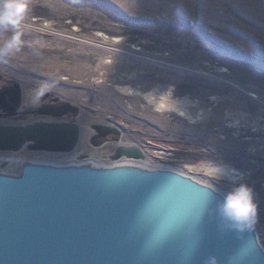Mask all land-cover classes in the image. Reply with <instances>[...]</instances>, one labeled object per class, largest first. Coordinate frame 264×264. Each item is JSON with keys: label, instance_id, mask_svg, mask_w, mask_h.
I'll return each mask as SVG.
<instances>
[{"label": "rangeland", "instance_id": "rangeland-1", "mask_svg": "<svg viewBox=\"0 0 264 264\" xmlns=\"http://www.w3.org/2000/svg\"><path fill=\"white\" fill-rule=\"evenodd\" d=\"M17 31L23 44L0 58V83L19 86L20 104L0 125L72 123L74 161L114 163L115 147L133 145L144 154L135 163L223 195L227 179L189 167L237 169L254 189L264 248V0H27ZM13 34L0 31V46ZM144 93L168 94L175 110L157 112ZM105 148L112 158L99 160Z\"/></svg>", "mask_w": 264, "mask_h": 264}, {"label": "water", "instance_id": "water-1", "mask_svg": "<svg viewBox=\"0 0 264 264\" xmlns=\"http://www.w3.org/2000/svg\"><path fill=\"white\" fill-rule=\"evenodd\" d=\"M19 104L18 85L0 94V110ZM78 139L72 123L0 125L2 151L27 144L68 152ZM114 152L116 160L144 158L133 145ZM223 196L170 168L24 161L18 172L0 171V264H206L210 256L217 264H264L256 225L237 233L213 211ZM204 201L199 220L187 215Z\"/></svg>", "mask_w": 264, "mask_h": 264}, {"label": "clouds", "instance_id": "clouds-1", "mask_svg": "<svg viewBox=\"0 0 264 264\" xmlns=\"http://www.w3.org/2000/svg\"><path fill=\"white\" fill-rule=\"evenodd\" d=\"M27 11V0H0V31L13 30L14 34L0 46V58L8 57L19 52L23 41L21 33L17 31ZM44 93V88L39 89L37 99ZM145 99L154 104L157 112L164 110H175L168 103L169 95L162 94L157 102L153 93L145 94ZM229 172L231 173L229 175ZM210 174L217 179H227L232 185L230 190L224 194L223 199L216 203L213 211L218 215L221 224L237 233L251 231L257 221L258 202L255 199L254 189L244 182V174L237 169H229L226 165L213 167ZM214 200L215 198L212 197ZM204 201L198 208H188L187 215L195 220L202 216ZM206 264H217L215 256L208 257ZM231 264V260L229 261Z\"/></svg>", "mask_w": 264, "mask_h": 264}, {"label": "bare ground", "instance_id": "bare-ground-1", "mask_svg": "<svg viewBox=\"0 0 264 264\" xmlns=\"http://www.w3.org/2000/svg\"><path fill=\"white\" fill-rule=\"evenodd\" d=\"M131 63L128 62V61H123L121 63V69L122 70H130V65ZM85 67V66H84ZM80 69V68H79ZM74 70V69H73ZM74 73L77 75H80V76H87V75H90V69H81L79 71H75L74 70ZM90 77V76H89ZM90 79V78H89ZM116 82V81H115ZM119 83V81H118ZM120 84V83H119ZM122 86V85H121ZM128 87V86H127ZM147 87V86H145ZM129 88V87H128ZM128 90V89H127ZM131 90V89H130ZM133 91V90H132ZM137 91V90H136ZM145 94V93H144ZM142 97V96H141ZM147 101V100H146ZM140 102V101H139ZM148 102V101H147ZM158 102V101H157ZM147 104V103H146ZM150 104V103H149ZM154 106V104H152ZM181 112H183L182 114H185L187 115V113L183 110H180ZM84 132L85 134H87V130L86 128L84 129ZM24 147H27V144H24ZM24 147L22 148V151H19V152H13V151H8V152H0V163L6 161L7 165L4 167V168H0V171L2 172H7V173H15V172H18L19 171V168L21 167L22 163L24 161H29V160H35V161H40L42 160V158H45V159H48V161H52V160H55V162L52 161V163H58V164H61V163H68V162H77V161H74V160H77V156L76 158L74 157V155L70 154V153H73V152H76L75 150L72 151V152H57V151H54V152H50V153H53V154H49V153H46V152H33V150H29L27 152H25L24 150ZM108 148V147H107ZM107 148L104 149L103 152H105L107 150ZM83 149H85V147H83ZM98 152V153H97ZM97 152H94L96 154H102L103 157H106V158H103L102 156L98 157L99 160H106L108 161L110 158V155H109V152H105L104 154L101 153V151H97ZM55 153H65V154H55ZM92 153V152H91ZM90 153V154H91ZM74 158V160H72ZM122 159H126L128 160L127 162H134V159L132 158H121L120 160H116L114 161V163H108V164H115L116 162H122L121 160ZM72 160V161H70ZM96 160V159H95ZM85 161H90V160H85ZM97 161V160H96ZM125 161V160H124ZM91 162V161H90ZM105 162V161H104ZM94 164H98V163H94ZM100 164V163H99ZM103 164V163H101ZM105 164V163H104ZM11 165L12 167H14V169H11ZM213 167H216V166H211V165H203V166H197V165H194V166H190L189 169L190 171L192 172H203V173H206L208 175H213V174H210L211 172V169Z\"/></svg>", "mask_w": 264, "mask_h": 264}, {"label": "flooded vegetation", "instance_id": "flooded-vegetation-1", "mask_svg": "<svg viewBox=\"0 0 264 264\" xmlns=\"http://www.w3.org/2000/svg\"><path fill=\"white\" fill-rule=\"evenodd\" d=\"M10 85H7L6 83H0V94L5 91ZM0 112H7L5 110H0Z\"/></svg>", "mask_w": 264, "mask_h": 264}]
</instances>
